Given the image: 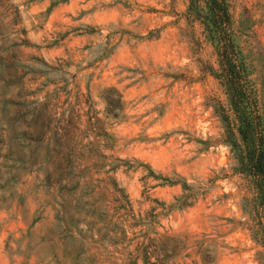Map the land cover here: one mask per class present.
Instances as JSON below:
<instances>
[{"label":"rangeland","instance_id":"rangeland-1","mask_svg":"<svg viewBox=\"0 0 264 264\" xmlns=\"http://www.w3.org/2000/svg\"><path fill=\"white\" fill-rule=\"evenodd\" d=\"M228 4L264 107V0ZM187 6L0 0V264H124L140 246L151 264H264V204Z\"/></svg>","mask_w":264,"mask_h":264},{"label":"trees","instance_id":"trees-1","mask_svg":"<svg viewBox=\"0 0 264 264\" xmlns=\"http://www.w3.org/2000/svg\"><path fill=\"white\" fill-rule=\"evenodd\" d=\"M187 14L200 22L204 36L217 56V69L211 68V73L223 87L232 115L233 127H230L226 137L236 161L235 169L251 177L257 193L256 199L264 204V107L259 104L245 54L232 30L228 0H188ZM224 119L228 120V116L224 115ZM63 130L64 135L61 136L69 137L70 132L66 128ZM57 183L60 185V180ZM124 199L127 203V196H124ZM102 207V212L108 216L110 207L108 205ZM61 208L66 212L64 206ZM113 209L115 214L123 210V215H128L127 205L121 202ZM87 212L90 213V210ZM89 224L91 222H87V225ZM125 231L124 228H120V233L124 236ZM127 255L124 264H136L139 258L144 264H151L148 252L141 249V246L135 249L134 253L128 252ZM71 261L80 264L76 262V258H72Z\"/></svg>","mask_w":264,"mask_h":264}]
</instances>
